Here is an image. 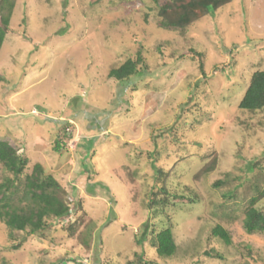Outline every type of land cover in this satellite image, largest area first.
I'll list each match as a JSON object with an SVG mask.
<instances>
[{
  "label": "rangeland",
  "instance_id": "374dc122",
  "mask_svg": "<svg viewBox=\"0 0 264 264\" xmlns=\"http://www.w3.org/2000/svg\"><path fill=\"white\" fill-rule=\"evenodd\" d=\"M14 1L0 139L25 156V172L41 163L80 206L71 227L48 219L42 233L10 235L0 222V264H138L135 253L152 264H264V232L242 224L264 186V108L238 107L264 68V0H230L183 30L160 25L169 0ZM138 53L142 76H109ZM107 115L99 130L92 120ZM94 182L109 193L98 184L90 194ZM152 192L167 200L158 212ZM217 224L230 244L211 234ZM163 227L176 243L167 258L150 243ZM213 247L221 258L205 254Z\"/></svg>",
  "mask_w": 264,
  "mask_h": 264
},
{
  "label": "trees",
  "instance_id": "16d2710c",
  "mask_svg": "<svg viewBox=\"0 0 264 264\" xmlns=\"http://www.w3.org/2000/svg\"><path fill=\"white\" fill-rule=\"evenodd\" d=\"M229 2L230 0H169L158 8L160 25L167 29L183 30L205 15H214L219 8ZM14 6V0H0V49L9 30ZM139 63H142V57L138 53L135 59L128 58L118 67L111 68L109 76L116 81L132 80L136 76H142L144 70L138 68ZM238 107L249 111L264 108V68L252 72ZM108 115L102 122L97 117L92 120L96 122L99 130L105 127ZM93 141L94 138H90L87 145L81 143L80 146L89 151ZM26 164L25 156L20 155L8 141L0 139V165L7 172V175L0 180V222L6 226L10 235L15 231H22L25 235L42 233L51 223L48 219L62 221L65 226L71 227L75 220L71 222L70 218L80 206L79 201H75L72 197L66 198L63 187L44 165L35 163L30 172H25ZM215 164L214 157L200 169L199 173H207ZM155 169L161 176L164 175L161 168ZM220 183H223V180H217L214 184ZM98 184L109 193V188L100 182L90 183L88 192L95 194L94 187ZM159 191L166 192L164 185H161ZM108 195L109 198L112 197L111 194ZM156 195V192H152L154 197L148 205L153 211L158 212V204L165 205L167 200L157 199ZM263 197L264 186L258 190L257 195L251 196L243 210L242 224L248 233L264 232V208L256 207V203ZM146 232L147 225L140 227L137 240L142 242ZM211 234L220 238L226 245L231 242L229 232L220 224L211 229ZM150 243L154 246L157 255L163 258L172 256L176 250L170 227H163L154 232ZM205 254L209 257L221 258V254L214 247L206 250ZM135 255V263L152 264L151 261H143L142 254L135 253Z\"/></svg>",
  "mask_w": 264,
  "mask_h": 264
}]
</instances>
